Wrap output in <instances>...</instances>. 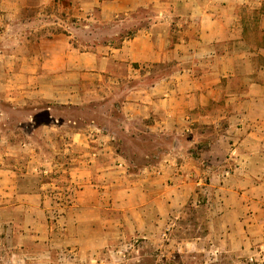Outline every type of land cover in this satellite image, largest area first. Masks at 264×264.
<instances>
[{"label": "crops", "instance_id": "crops-1", "mask_svg": "<svg viewBox=\"0 0 264 264\" xmlns=\"http://www.w3.org/2000/svg\"><path fill=\"white\" fill-rule=\"evenodd\" d=\"M0 93L35 110L104 99L121 130L67 131L57 194L0 153V264L264 244V0H0ZM138 141L140 157L120 151ZM189 205L209 214L195 242L176 236Z\"/></svg>", "mask_w": 264, "mask_h": 264}, {"label": "rangeland", "instance_id": "rangeland-1", "mask_svg": "<svg viewBox=\"0 0 264 264\" xmlns=\"http://www.w3.org/2000/svg\"><path fill=\"white\" fill-rule=\"evenodd\" d=\"M22 103L21 106L12 107L8 101L7 93H0V153L6 157L7 164L18 167L22 184L31 183L35 185L41 181L50 182L55 185V188L51 190L52 194L53 191H55L54 194L67 191L65 187H62L63 184L66 185L67 183V177L60 173L61 164L64 167L70 164L69 157H66L63 151L70 142L66 139L67 131L72 130L73 127L75 130H91L106 134L109 132L120 133L121 131L115 126L114 119L110 117L113 115L115 119L119 120L120 114L117 108H112L110 101L107 105V101L104 99L86 102L80 106L60 107L54 105L51 110L47 109L48 104L44 102H39L36 110L30 106H24ZM92 120H95V123L90 124ZM74 122H76L75 125H73ZM116 140L112 139L111 142L108 141V144L116 145ZM95 143L98 142H94L93 145H97ZM140 143L143 144V141L126 142V145L121 143L120 151L130 159L133 156L134 158L140 157V152L136 153L138 151L136 148L141 147ZM113 156L116 157V155ZM30 165H33L34 168L37 167V170L26 174V170L31 168ZM41 167L42 169L46 168L48 172H41ZM58 197L62 196L59 195ZM208 217L209 214L204 205L186 207L184 219L179 221L182 228H178L176 233L178 240L180 238L186 242H195V238L206 231ZM210 232L212 231L210 230ZM142 241L139 239L136 244L132 241L133 248L122 249L119 256L115 254V258H111L112 263L264 264V244L261 247L256 245L257 251L255 250L256 247L253 246L252 252H241L233 249L236 246L235 243L216 241L212 235L211 239L208 240V250L202 249L199 243L197 246L184 245L182 249L162 251L154 239H148L144 248ZM3 255L6 256V253ZM124 255L129 256L124 257ZM126 260H130V262L127 263Z\"/></svg>", "mask_w": 264, "mask_h": 264}, {"label": "built area", "instance_id": "built-area-1", "mask_svg": "<svg viewBox=\"0 0 264 264\" xmlns=\"http://www.w3.org/2000/svg\"><path fill=\"white\" fill-rule=\"evenodd\" d=\"M136 243H138V240H135V241H134V244H136ZM252 260H253V259L251 258V261H252Z\"/></svg>", "mask_w": 264, "mask_h": 264}]
</instances>
